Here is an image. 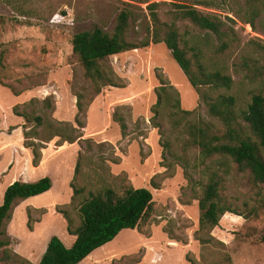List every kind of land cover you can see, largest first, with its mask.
I'll list each match as a JSON object with an SVG mask.
<instances>
[{"label":"rangeland","instance_id":"obj_1","mask_svg":"<svg viewBox=\"0 0 264 264\" xmlns=\"http://www.w3.org/2000/svg\"><path fill=\"white\" fill-rule=\"evenodd\" d=\"M152 4L161 24L175 23L182 41L232 78L226 94L242 105L264 91V0H0V204L14 181L52 180L49 192L13 206L4 224L9 264H38L54 236L71 247L74 238L59 212L70 211L77 162L76 184L87 191L146 188L153 196L137 230L120 232L80 264H264V185L252 184L229 160L215 157L201 165L198 149L187 143L190 124L223 131L200 94L214 98L225 92L193 89L164 44L108 57L101 65L115 87L97 92L72 52L74 35L95 27L112 34L123 10L131 14L127 39L146 41ZM179 5L219 19L222 39L178 19ZM223 42L227 48L220 54ZM160 78L192 116L176 123L166 108L154 118ZM76 95L86 110L80 118L84 128L75 123ZM53 134L60 136L47 140ZM31 141L43 146L40 169L28 161L32 155L24 144ZM212 173L223 178L220 196L240 216L226 214L212 231H203L198 198Z\"/></svg>","mask_w":264,"mask_h":264},{"label":"trees","instance_id":"obj_2","mask_svg":"<svg viewBox=\"0 0 264 264\" xmlns=\"http://www.w3.org/2000/svg\"><path fill=\"white\" fill-rule=\"evenodd\" d=\"M155 7L156 4H152L148 8L151 16L148 39L139 44L127 39L131 19L128 10L118 14L112 34L95 27L74 35L70 42L72 52L83 68L85 77L94 84L97 92L102 86L115 87L112 78L101 65L108 57L148 47L150 44H164L193 89L199 91L207 88L212 92H225L214 98L199 93L206 104L208 115L218 122L223 131H215L216 128L212 125L187 126V143L198 149V162L203 165L215 157L229 160L238 172L248 175L252 184L264 185V91L252 93L250 99L242 105L235 95L226 94L233 88L232 78L225 74L224 69L207 64L200 50L189 47L188 42L182 41L175 23L161 24L154 14ZM176 8L178 19L188 20L198 29L212 33L218 40L222 39L223 23L219 19L203 15L189 5H179ZM226 48L227 45L223 42L219 53ZM155 94L157 101L152 108L154 118H159L166 108L173 111L172 116L178 119L176 123L192 116L193 112L180 109L178 92L162 78L159 79V87L155 88ZM76 99L75 123L79 128H84L80 118L86 110L81 104V96L76 95ZM13 113L27 121L26 115L18 114L16 108ZM34 122L37 126L43 125L40 117H36ZM121 128L123 129L122 125ZM59 136L53 134L47 140ZM64 142L71 144L74 140L66 139ZM24 148L30 149L32 165L37 167L41 162V143L25 142ZM79 168L77 162L70 184V211L59 212L66 222V232L74 238V242L67 248L59 238L52 237L38 264H80L93 252L112 242L120 232L137 230L151 211L153 196L149 189L126 187L118 193L110 186H102L87 191L85 186L76 184ZM222 182L220 175L212 173L202 186L198 198L200 230L212 231L226 214L240 216L221 198ZM51 189L52 180L48 176L35 182L14 181L5 189L0 204V264H9L12 257V252L8 249L11 241L5 235L4 224L11 218L15 203L38 197ZM254 214V210H251L250 215ZM28 227L31 228L30 225Z\"/></svg>","mask_w":264,"mask_h":264},{"label":"crops","instance_id":"obj_3","mask_svg":"<svg viewBox=\"0 0 264 264\" xmlns=\"http://www.w3.org/2000/svg\"><path fill=\"white\" fill-rule=\"evenodd\" d=\"M46 157L45 154H43V159L41 160V162L39 163V165L37 167H33L32 165V160L30 159V157L28 156V161L30 163V165L32 166L33 169H40L45 161ZM45 177V176H44ZM49 177V176H48Z\"/></svg>","mask_w":264,"mask_h":264}]
</instances>
